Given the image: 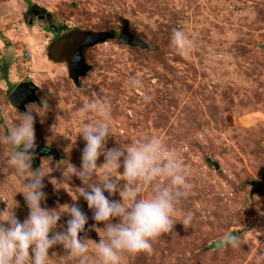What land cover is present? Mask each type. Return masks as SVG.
Segmentation results:
<instances>
[{
  "label": "rangeland",
  "instance_id": "374dc122",
  "mask_svg": "<svg viewBox=\"0 0 264 264\" xmlns=\"http://www.w3.org/2000/svg\"><path fill=\"white\" fill-rule=\"evenodd\" d=\"M175 29L188 39L186 56L171 45ZM122 31L143 46L119 44ZM101 33L113 37L83 49L88 69L74 82L68 60L76 45ZM23 81L35 84L39 103L19 110L8 95ZM42 97L48 105L41 110ZM95 100L109 108L106 149L155 134L187 172L189 190L173 213V229L151 241L150 252L124 254L123 264H264V0H0V138L22 112H45L33 113L35 143L51 151L31 161V170L49 171L41 206L77 205L88 217L78 238L99 242L92 226L104 224L79 197L82 181L63 176L68 162L80 168L85 145L73 113ZM10 152L0 142V211L13 208L23 222L29 209ZM104 194L120 199L118 192ZM140 195H151L150 187ZM189 211L184 227L180 220ZM68 219L61 213L49 236ZM231 231L237 238L219 247ZM48 255L49 264H80L60 243ZM87 255L96 264L91 250Z\"/></svg>",
  "mask_w": 264,
  "mask_h": 264
},
{
  "label": "clouds",
  "instance_id": "9594fccd",
  "mask_svg": "<svg viewBox=\"0 0 264 264\" xmlns=\"http://www.w3.org/2000/svg\"><path fill=\"white\" fill-rule=\"evenodd\" d=\"M171 45L180 55L190 53L188 39L179 29L173 30ZM138 83L135 79L130 81L132 86ZM41 104L37 107L41 110L48 105L43 97ZM34 112L40 116L45 113L39 110L22 112L18 122L0 138V142L11 145L8 163L23 178L18 192L23 193L29 209L23 222L16 218L13 208L11 212L7 208L0 211V264H49L48 250L57 243L63 244L71 256L79 257L80 264H88L90 250L95 254L96 264H123L124 254L150 252L151 241L173 229V213L181 198L188 194L187 172L180 159L155 134L106 149V139L111 135L109 108L100 100L84 103L73 113L78 134L85 141L80 168L68 162L63 176L75 175L82 181L84 187L77 189L79 197L93 210L92 218L103 222L104 227L92 226L100 237L99 242L81 239L78 233L84 230L88 217L77 205H68L66 211L41 206L46 196L42 191V179L49 171L41 166L31 170L33 152L30 150L37 147ZM90 113L97 118L92 119ZM70 149L68 145L64 151L67 153ZM101 155L104 160L98 165ZM121 165L123 171L119 172ZM161 178L167 182L159 183ZM121 180L125 181L123 185ZM146 186L150 187L151 195L141 196ZM105 192L109 196L118 192L120 199L110 200ZM61 213L70 215L66 228L55 231L50 237ZM191 220L189 211L180 223L187 227Z\"/></svg>",
  "mask_w": 264,
  "mask_h": 264
},
{
  "label": "water",
  "instance_id": "95a60500",
  "mask_svg": "<svg viewBox=\"0 0 264 264\" xmlns=\"http://www.w3.org/2000/svg\"><path fill=\"white\" fill-rule=\"evenodd\" d=\"M85 36V35H84ZM85 41L80 42V44L76 45V50L68 60L69 64V72L71 79L75 82L77 80L78 75H82L87 71V66L83 63V55L82 51L85 47L92 46L96 43H100L105 41L108 38H112L113 35L110 33H101L96 34L94 36L88 35ZM117 42L119 44H125L129 46H143V42L134 37L132 34L127 31H122L118 34ZM37 87L31 81H23L18 83L13 90L8 95V102L15 108L19 110H24L25 105L28 103H39L38 97L36 95ZM33 152V158H36L39 155L43 154H51V151H45L42 147L38 146L34 150H30ZM209 163L213 166V168L218 169L219 166L216 162L209 161ZM237 238V234L231 231L221 242L218 243L219 247H227L229 243L233 242Z\"/></svg>",
  "mask_w": 264,
  "mask_h": 264
},
{
  "label": "trees",
  "instance_id": "16d2710c",
  "mask_svg": "<svg viewBox=\"0 0 264 264\" xmlns=\"http://www.w3.org/2000/svg\"><path fill=\"white\" fill-rule=\"evenodd\" d=\"M26 3H27V5H28V6H30V7H31V4H30V2H29V1H26Z\"/></svg>",
  "mask_w": 264,
  "mask_h": 264
}]
</instances>
